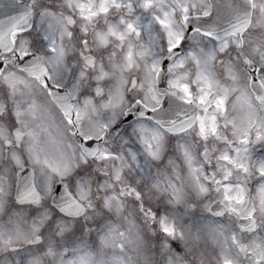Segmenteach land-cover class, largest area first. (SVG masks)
Masks as SVG:
<instances>
[{"label":"snow or ice","instance_id":"6c2138e0","mask_svg":"<svg viewBox=\"0 0 264 264\" xmlns=\"http://www.w3.org/2000/svg\"><path fill=\"white\" fill-rule=\"evenodd\" d=\"M0 264H264V0H0Z\"/></svg>","mask_w":264,"mask_h":264}]
</instances>
